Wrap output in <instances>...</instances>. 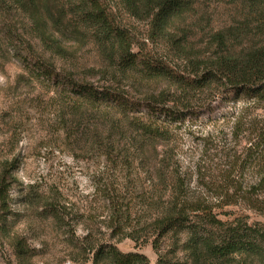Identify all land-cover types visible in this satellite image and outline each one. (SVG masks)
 I'll return each instance as SVG.
<instances>
[{
	"label": "trees",
	"instance_id": "16d2710c",
	"mask_svg": "<svg viewBox=\"0 0 264 264\" xmlns=\"http://www.w3.org/2000/svg\"><path fill=\"white\" fill-rule=\"evenodd\" d=\"M107 1L0 0V15L7 21L14 14L26 15L32 34L49 52L61 50L57 37L43 28L48 22L62 40L85 38L114 70L103 85L68 75L59 81L76 114L75 127L85 138L90 134L96 159L104 165L93 185L109 237L158 249L169 236H179V249L193 264L263 258L264 223L249 219L264 218V0H243L244 18L215 33V52L200 61L185 60L181 41L169 36L174 19L192 8L190 0H111L129 17L149 21L154 38L173 41L169 48L176 50L175 56L165 61L134 50L130 31ZM25 69L41 83L58 84L52 64L33 59ZM116 73L176 90L134 93L115 81ZM176 91L187 102L177 100V105L171 99ZM201 97L220 99L228 107L219 116L228 133L220 130L218 138L203 133L197 139L202 149L193 168L204 190L198 187L195 192L174 146L185 119L195 117L189 112L195 109L192 101ZM207 151H215L209 164L202 158ZM211 159L225 161L218 181H212L210 172L220 164ZM205 178L210 181H202ZM48 207L52 219L59 225L67 219L63 225L70 229L74 217L91 222L96 212L79 214L70 204L53 199ZM225 207L237 208L241 216L220 220ZM79 246L87 252L84 261L91 255L92 264H146L145 256L122 254L112 243L93 240L92 232Z\"/></svg>",
	"mask_w": 264,
	"mask_h": 264
},
{
	"label": "rangeland",
	"instance_id": "374dc122",
	"mask_svg": "<svg viewBox=\"0 0 264 264\" xmlns=\"http://www.w3.org/2000/svg\"><path fill=\"white\" fill-rule=\"evenodd\" d=\"M242 1L190 0L192 8L175 18L169 27V36L181 41L185 60H207L212 56L216 49L212 36L227 26L235 27L244 18ZM107 2L130 31L136 52L143 50L142 54L164 61L175 56L176 50L169 48L174 45L173 41L154 38L149 21L131 18L113 1ZM41 14L44 16L43 12ZM4 20L0 15V264H92L91 255L84 261L87 252L79 246L89 232L93 240L112 243L122 254L145 256L146 264H193L179 249L176 240L181 238L179 236H169L158 249L150 243L137 245L131 239L117 241L109 237L108 220L102 213L103 206L98 204L99 197L94 194L93 185V179L104 165L96 159L90 134L85 138L79 134V127H75L76 114L59 83L68 75L74 80L103 85L112 79L114 71L108 62L87 39L66 41L56 36L49 22L43 28L47 34L57 37L56 44L61 51H47L32 34V25L26 15L14 14L8 21ZM33 59L52 64L58 84L37 81L25 69ZM115 81L129 91L144 95H157L170 88L166 83L128 79L120 73H116ZM175 90L170 88L171 93ZM171 99L177 105L187 102L177 91ZM212 100L201 97L192 101L195 109L189 112L195 117L185 119L174 146L182 170L191 179L190 189L195 192L198 187L204 190L197 185L200 182L193 168L202 149L197 139L203 133L212 138L220 137V130L228 133L219 118L228 107L220 99ZM213 154L215 151H207L202 157L205 164H209L207 160ZM211 162L220 164L216 169L212 166L210 172L212 181H218L225 161L211 159ZM244 179L248 176L244 175ZM52 199L70 204L79 214L89 210L96 212L91 215V222L87 218L74 217L71 222L74 227L70 229L63 225L68 224L67 219L61 225L52 219L48 207ZM240 216L237 208L225 207L219 219L232 221ZM256 221L264 223V218L250 215L249 222ZM230 264H264V257H236Z\"/></svg>",
	"mask_w": 264,
	"mask_h": 264
}]
</instances>
